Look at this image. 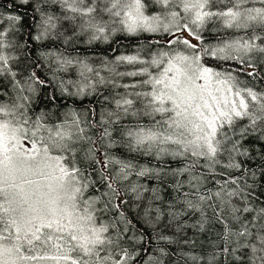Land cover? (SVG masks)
<instances>
[{
  "label": "snow or ice",
  "instance_id": "obj_1",
  "mask_svg": "<svg viewBox=\"0 0 264 264\" xmlns=\"http://www.w3.org/2000/svg\"><path fill=\"white\" fill-rule=\"evenodd\" d=\"M7 8L0 264H264V0ZM142 34L98 66L77 50Z\"/></svg>",
  "mask_w": 264,
  "mask_h": 264
},
{
  "label": "trees",
  "instance_id": "obj_2",
  "mask_svg": "<svg viewBox=\"0 0 264 264\" xmlns=\"http://www.w3.org/2000/svg\"><path fill=\"white\" fill-rule=\"evenodd\" d=\"M9 0H3L4 7H0V11H3L5 13L8 12H14V9L7 8ZM23 12V9L20 10ZM157 37H148L147 35H141L138 38H132V37H126L124 35H117L116 37L112 38V40L108 43H100L96 42L93 43L91 46L80 44L77 46V50L79 53L84 54L81 58L88 59L89 63L93 66H98L99 60L107 56L109 59H113L115 56L121 55V54H134L135 51H137V45L139 43H143L146 39H155ZM24 39L26 40L27 37L25 36ZM114 50V51H113ZM38 52L34 49L32 52V59L35 60L37 58ZM43 63V62H42ZM130 70L131 66H124L121 65L118 70L124 71V70ZM40 71L42 76L49 75V70L47 69V66L45 65L41 69H38ZM107 74V73H105ZM58 75L63 76L66 80H77V72L76 71H69L67 73H59ZM124 83L129 82V78H124L122 81ZM56 88V84H52L51 87L47 89L48 92L53 91ZM120 91H123V89H120ZM70 103V101H69ZM77 103H81V101H77ZM82 103L85 106L91 107L93 104L97 107L99 110V104L95 103L94 98H86L82 101ZM256 147H259L258 145ZM119 151V150H118ZM126 199H129L130 196H126ZM131 215H134L131 214ZM150 231V229L148 230Z\"/></svg>",
  "mask_w": 264,
  "mask_h": 264
},
{
  "label": "rangeland",
  "instance_id": "obj_3",
  "mask_svg": "<svg viewBox=\"0 0 264 264\" xmlns=\"http://www.w3.org/2000/svg\"><path fill=\"white\" fill-rule=\"evenodd\" d=\"M142 35H146V34H142ZM100 43H104V42L100 41Z\"/></svg>",
  "mask_w": 264,
  "mask_h": 264
}]
</instances>
